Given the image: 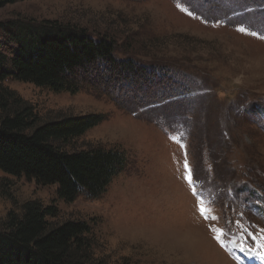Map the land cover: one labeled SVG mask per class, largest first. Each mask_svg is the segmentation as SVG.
Returning a JSON list of instances; mask_svg holds the SVG:
<instances>
[{
  "label": "rangeland",
  "instance_id": "1",
  "mask_svg": "<svg viewBox=\"0 0 264 264\" xmlns=\"http://www.w3.org/2000/svg\"><path fill=\"white\" fill-rule=\"evenodd\" d=\"M12 20L108 37L140 73L99 64L82 72L77 92L5 81L39 123L98 116L66 149L102 145L124 152L127 165L99 197L73 202L58 184L0 169V222L41 200L59 208L52 225H88L93 264H264L240 248L255 247L248 233L264 235V0H21L0 7V25ZM174 83L183 86L169 98ZM193 190L218 219L200 216ZM212 228L231 229L223 247Z\"/></svg>",
  "mask_w": 264,
  "mask_h": 264
},
{
  "label": "trees",
  "instance_id": "2",
  "mask_svg": "<svg viewBox=\"0 0 264 264\" xmlns=\"http://www.w3.org/2000/svg\"><path fill=\"white\" fill-rule=\"evenodd\" d=\"M18 1L0 0V7ZM0 26V169L41 186L58 184L59 196L68 202L82 194L99 197L126 168L125 153L102 145L66 147L101 119L68 116L39 123L35 107L5 81L77 92L82 72L99 64L117 76L139 75L138 68L133 61L115 56V41L95 37L84 28L56 20H12ZM142 70L150 79L151 74ZM175 83L169 98L182 89L183 84ZM58 214L56 205L41 200L9 211L0 222V264H93L88 225L72 220L52 225L50 220Z\"/></svg>",
  "mask_w": 264,
  "mask_h": 264
},
{
  "label": "snow or ice",
  "instance_id": "3",
  "mask_svg": "<svg viewBox=\"0 0 264 264\" xmlns=\"http://www.w3.org/2000/svg\"><path fill=\"white\" fill-rule=\"evenodd\" d=\"M179 6V5H178ZM189 15H191V13H189ZM244 29H240V31H243ZM253 35H255V33H253ZM187 167V164L185 163V168ZM188 182L189 184L192 183V180H191V177H188ZM193 196H196L197 197V203H196V209L197 211L199 212L200 216L202 218H204L205 220H208V219H218V217H209L206 213L209 211V209H205L202 205H203V201L200 200V194L193 190L192 192ZM236 224L238 226H240L241 228L243 227V225H240V222L239 220L236 221ZM212 231L214 232H218L219 234L214 236V239L217 240L218 243H220L221 247L224 246V240L222 239V237H226L228 235L231 234V229H229V231L227 233H225L223 230L221 229H215V228H212L211 229ZM261 232H264V230H261ZM248 236L251 237V239L253 241H256V244H255V247H252L248 244L247 240H244L241 245H240V248H241V251L242 252H246L250 255H254L256 256L257 258L261 259V260H264V251L262 252H259L257 253L255 251L256 248H260V249H264V243H260V241H264V235H260L259 237L257 235H253L252 233H248Z\"/></svg>",
  "mask_w": 264,
  "mask_h": 264
},
{
  "label": "bare ground",
  "instance_id": "4",
  "mask_svg": "<svg viewBox=\"0 0 264 264\" xmlns=\"http://www.w3.org/2000/svg\"><path fill=\"white\" fill-rule=\"evenodd\" d=\"M195 229V228H194ZM183 236V235H182ZM181 236V237H182ZM188 240V238H185V237H183V239H182V242L184 243V242H186ZM176 245V244H175ZM184 245H186L185 243H184ZM228 263H231V260L229 259L228 260Z\"/></svg>",
  "mask_w": 264,
  "mask_h": 264
}]
</instances>
